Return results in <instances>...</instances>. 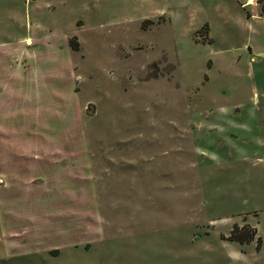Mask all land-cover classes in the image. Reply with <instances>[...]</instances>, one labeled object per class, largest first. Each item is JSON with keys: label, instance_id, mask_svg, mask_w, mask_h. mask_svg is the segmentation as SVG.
I'll return each mask as SVG.
<instances>
[{"label": "rangeland", "instance_id": "obj_1", "mask_svg": "<svg viewBox=\"0 0 264 264\" xmlns=\"http://www.w3.org/2000/svg\"><path fill=\"white\" fill-rule=\"evenodd\" d=\"M183 1L0 0V45L21 40L8 64L32 90L29 115L0 125V170L36 155L66 168L0 171V264H264V64L254 77L233 50L254 39L243 0H211L231 8L220 19L178 14Z\"/></svg>", "mask_w": 264, "mask_h": 264}, {"label": "crops", "instance_id": "obj_2", "mask_svg": "<svg viewBox=\"0 0 264 264\" xmlns=\"http://www.w3.org/2000/svg\"><path fill=\"white\" fill-rule=\"evenodd\" d=\"M251 4V5H249ZM240 7L247 11L248 17L246 20L243 21L241 27L243 30H249V32L252 33L254 36V39L249 40L248 42H243L242 45H240L238 48H233L234 51L239 50V52L245 53V56L249 57V62L251 64V68L249 70V74L254 73V77H257V69L259 68V74L261 73L260 66L264 64L262 60L264 59V13L261 9V4L259 3V0H243L240 2ZM173 10H175L178 14H208L212 13L215 18H225L226 13H228L231 8L229 6H213V2L211 0H207L202 4H196V2L192 0H186L183 2H174L172 5ZM250 8V10H249ZM165 12V9L158 10L156 13L162 14ZM206 28L207 30H203ZM201 31H204L205 39L206 41H209L210 43L213 42V39L211 38V32L212 29L208 23L204 24L203 27L198 30L196 33H200ZM229 33V32H228ZM223 34V37H226L228 34ZM235 34L231 36L233 38ZM31 39V38H30ZM49 39H53L52 37ZM27 40V39H26ZM25 40V41H26ZM35 39H32L34 41ZM40 40V39H39ZM24 41V42H25ZM37 41V40H35ZM196 41L199 42L197 39ZM22 44L21 40L18 43H9V44H2L0 45V48L2 50L0 51V83L3 85L5 90V98L4 100L3 96H0V125H3L4 129H14L15 125L18 124L20 121V115H29L30 110H28L29 107H24L22 112H20V104L21 102L23 104H26V101L30 99L32 90L30 89L31 80L30 78H25L22 80V74L20 75L19 70H15L14 64H17V62H9L8 64V56L10 54H13L14 51L18 48V46ZM225 44V43H224ZM50 46V44H49ZM54 46V44H53ZM50 47V48H53ZM25 47V45H24ZM31 47V46H27ZM226 50H220L219 52L222 53ZM68 53V51H66ZM73 51H70V56L67 58L66 65L68 66H75V62L73 59ZM12 56V55H11ZM242 58V55L239 57L238 60ZM54 58L49 56H44L41 64L40 72L43 73V75L51 76L50 69L54 64ZM213 64H217L220 66L221 71L223 72V69L226 68V59L223 56V53L215 58V61H213ZM255 64H257V67H255ZM229 66V65H228ZM230 66H232V63L230 62ZM256 68V71H255ZM49 70V72H48ZM62 72V71H61ZM235 75L241 74V71L237 70L233 72ZM1 93V95H4ZM257 111L260 112V115H264V84H263V90L262 94H258L257 96ZM258 125L264 126V118H260L257 122ZM10 125V126H9ZM60 157V156H57ZM36 160L30 161L33 163L31 167H26L24 165V158H21L19 160L16 156H7L6 158L2 159L3 163H11V165H7L6 168L3 167L2 172L3 175H14L15 173L23 172L26 173L28 176H32V173L40 174L43 173L44 176H50L51 174L56 173H62L66 168L63 167L60 164V160L56 159L53 160L52 157H43L36 155ZM39 159V160H38ZM26 161V160H25ZM29 162V161H26ZM22 163V164H21ZM18 164V165H15ZM19 167V169H18ZM22 173V174H23ZM1 232L3 237H6L7 242L12 247V249H16L19 247V241L16 238V233L14 228L17 227V224L14 222H6L5 224L1 225ZM31 245V244H30ZM41 250L37 249L33 251L30 249L27 251L29 252H39Z\"/></svg>", "mask_w": 264, "mask_h": 264}, {"label": "trees", "instance_id": "obj_3", "mask_svg": "<svg viewBox=\"0 0 264 264\" xmlns=\"http://www.w3.org/2000/svg\"><path fill=\"white\" fill-rule=\"evenodd\" d=\"M263 0H259V3L261 4V9H262V12L264 13V4L262 3ZM203 30H207L206 28H204ZM204 32V31H203ZM71 44V47L74 51H78L79 50V43L75 42V40L71 41L70 42ZM231 238H235V239H240V237H238V235H233Z\"/></svg>", "mask_w": 264, "mask_h": 264}]
</instances>
